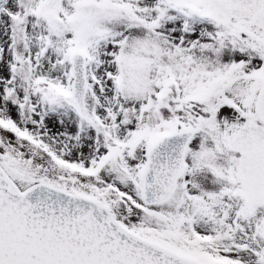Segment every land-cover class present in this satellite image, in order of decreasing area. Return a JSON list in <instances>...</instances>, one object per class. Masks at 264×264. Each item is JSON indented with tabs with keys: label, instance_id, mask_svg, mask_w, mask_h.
<instances>
[{
	"label": "rangeland",
	"instance_id": "obj_1",
	"mask_svg": "<svg viewBox=\"0 0 264 264\" xmlns=\"http://www.w3.org/2000/svg\"><path fill=\"white\" fill-rule=\"evenodd\" d=\"M211 3L224 10L225 21L211 13ZM77 51L89 61L84 120L62 100L72 92L69 59ZM238 60L246 70L233 74L228 63ZM194 68L228 69L209 94L225 106L182 105L176 89L167 98L155 96L169 83L175 88L168 78ZM182 79L183 95L191 88ZM263 82L264 0H0V162L6 171L21 189L42 181L88 196L128 228L164 241L172 234L167 228L186 227L195 188L205 214L198 219L205 226V245L198 247L204 264H264V179L250 164L264 149V127L250 104ZM166 124L198 133L173 198L148 206L140 196L144 145ZM230 190L238 195L227 196ZM236 204L244 208V224L232 217ZM180 241L176 248L185 249Z\"/></svg>",
	"mask_w": 264,
	"mask_h": 264
},
{
	"label": "water",
	"instance_id": "obj_2",
	"mask_svg": "<svg viewBox=\"0 0 264 264\" xmlns=\"http://www.w3.org/2000/svg\"><path fill=\"white\" fill-rule=\"evenodd\" d=\"M73 75L75 87L84 92L81 54L73 58ZM76 107L84 115L82 102ZM257 112L264 121V87ZM188 141L189 137L183 141L172 134L152 147L144 172L147 202L163 201L174 190L185 170ZM5 184L12 191L0 189V264H197L122 229L107 209L93 201L42 184L36 194L22 196L0 172V188Z\"/></svg>",
	"mask_w": 264,
	"mask_h": 264
},
{
	"label": "bare ground",
	"instance_id": "obj_3",
	"mask_svg": "<svg viewBox=\"0 0 264 264\" xmlns=\"http://www.w3.org/2000/svg\"><path fill=\"white\" fill-rule=\"evenodd\" d=\"M8 189H10V188H8ZM11 190H12V188H11ZM11 190H10V191H11ZM153 192H154V191H153ZM162 193H163V192H162ZM162 193H159V194H162ZM43 195L46 196L45 193H44ZM48 197L54 199L52 196H48ZM43 201H44V202H47V201H46V198H44ZM101 224H103V223H101ZM103 225H104V224H103ZM85 228L90 229V227L87 226V225L85 226ZM153 256H154V255H153ZM155 257H157V256H155ZM160 260L163 261L162 258H161Z\"/></svg>",
	"mask_w": 264,
	"mask_h": 264
}]
</instances>
